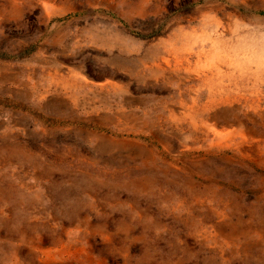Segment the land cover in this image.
I'll return each instance as SVG.
<instances>
[{
  "label": "rangeland",
  "instance_id": "rangeland-1",
  "mask_svg": "<svg viewBox=\"0 0 264 264\" xmlns=\"http://www.w3.org/2000/svg\"><path fill=\"white\" fill-rule=\"evenodd\" d=\"M262 95L264 0H0V264H264Z\"/></svg>",
  "mask_w": 264,
  "mask_h": 264
},
{
  "label": "bare ground",
  "instance_id": "bare-ground-1",
  "mask_svg": "<svg viewBox=\"0 0 264 264\" xmlns=\"http://www.w3.org/2000/svg\"><path fill=\"white\" fill-rule=\"evenodd\" d=\"M240 20V19H239ZM236 24V23H235ZM231 25V24H230ZM223 28V27H222ZM235 28V27H234ZM219 30V29H218ZM222 30V29H221ZM227 30V29H226ZM226 30H225V32H226ZM234 31V30H233ZM232 32V31H231ZM246 32V31H245ZM244 33V32H243ZM254 33V32H253ZM236 34V33H235ZM201 35V34H200ZM203 35V34H202ZM214 35V34H213ZM217 35V34H216ZM219 35V34H218ZM222 35V34H221ZM221 35H219L220 37H221ZM225 35V34H224ZM228 35V34H227ZM256 35V34H255ZM229 36V35H228ZM257 36V35H256ZM205 37V36H204ZM216 37V36H215ZM227 37V36H226ZM240 37V36H239ZM245 37V36H244ZM251 38V37H250ZM258 38V37H257ZM212 40V39H211ZM225 40V39H224ZM233 41V40H232ZM227 42H228V40H227ZM238 42V41H237ZM223 43V42H222ZM226 43V42H225ZM231 43V42H230ZM224 45V44H223ZM233 45V44H232ZM216 46V45H215ZM218 46V45H217ZM225 46V45H224ZM228 47V46H227ZM219 48H220V46H219ZM223 48V47H222ZM231 48V47H230ZM234 48V47H233ZM229 49V48H228ZM218 51V50H217ZM233 51V50H232ZM250 51V50H249ZM211 52V51H210ZM224 53V52H223ZM224 55V54H223ZM231 55V54H230ZM235 55V54H234ZM250 55V54H249ZM214 58V57H213ZM218 59V58H217ZM221 63V62H220ZM217 64V63H216ZM247 64V63H246ZM234 65V64H233ZM216 66V65H215ZM219 67V66H218ZM230 68V67H229ZM219 70V69H218ZM217 71V70H216ZM233 72H234V70H233ZM258 73V72H257ZM230 74V73H229ZM246 74H247V72H246ZM259 74H261L260 72H259ZM232 75H233V73H232ZM231 75V76H232ZM238 75H240V73L238 74ZM237 75V76H238ZM230 76V77H231ZM206 77V76H205ZM236 77V76H235ZM240 77V76H239ZM244 77V76H243ZM256 77V76H255ZM211 78V77H210ZM234 78V77H233ZM238 78V77H237ZM236 78V79H237ZM230 80H231V78H230ZM243 80V79H242ZM233 81V80H232ZM236 81V80H235ZM211 82V81H210ZM237 83V82H236ZM239 83V82H238ZM249 83V82H248ZM243 84V83H242ZM252 85H253V82H252ZM236 87H238V86H236ZM248 87H249V85H248ZM250 87H251V85H250ZM246 89H247V86H246ZM235 91H236V89H235ZM247 91V90H246ZM244 93V92H243ZM248 93V92H247ZM242 94V93H241ZM244 94H246V93H244ZM255 94V93H254ZM258 94V93H257ZM240 95V94H239ZM231 96V95H230ZM233 96V95H232ZM262 96H264V95H262ZM234 97V96H233ZM232 97V98H233ZM246 97V96H245ZM231 98V97H230ZM231 98V99H232ZM240 98V97H239ZM243 99V98H242ZM246 99V98H245ZM259 98H257V100H258ZM235 100V99H234ZM238 100V99H237ZM252 100H254V99H252ZM256 100V99H255ZM248 101V100H247ZM260 101V100H259ZM238 102V101H237ZM236 102V103H237ZM246 102V101H245ZM248 102H250V101H248ZM256 102V101H255ZM261 102V101H260ZM231 103V102H230ZM231 105V104H230ZM255 106V105H254ZM253 107V106H252ZM249 108V107H248Z\"/></svg>",
  "mask_w": 264,
  "mask_h": 264
},
{
  "label": "crops",
  "instance_id": "crops-1",
  "mask_svg": "<svg viewBox=\"0 0 264 264\" xmlns=\"http://www.w3.org/2000/svg\"><path fill=\"white\" fill-rule=\"evenodd\" d=\"M14 77H15V74H9L7 77L8 82L13 81L15 79Z\"/></svg>",
  "mask_w": 264,
  "mask_h": 264
}]
</instances>
